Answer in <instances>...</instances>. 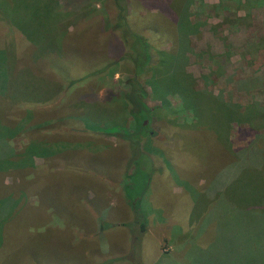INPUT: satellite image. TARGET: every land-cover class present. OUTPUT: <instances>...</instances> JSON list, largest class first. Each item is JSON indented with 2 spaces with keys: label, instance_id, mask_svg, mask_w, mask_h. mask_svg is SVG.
<instances>
[{
  "label": "rangeland",
  "instance_id": "1",
  "mask_svg": "<svg viewBox=\"0 0 264 264\" xmlns=\"http://www.w3.org/2000/svg\"><path fill=\"white\" fill-rule=\"evenodd\" d=\"M114 1L0 0V168L12 152L16 165H31L22 169L30 171L28 180L18 182L12 167L4 176L10 185L0 182V264H225L226 237L243 233L238 207L264 204L263 162L252 165L244 156L227 178L226 150L204 127L224 121L204 110L207 96L240 113L254 105L261 113L254 129L233 122L229 140L232 149L262 143L264 47H251L264 38V0H190L180 43L165 18L166 0H116L127 8L130 27L149 40L152 65L158 50L176 53L156 73L153 89L147 74L139 78L154 115L141 142L148 156L141 158L126 141L99 131L133 129L121 96L133 68L118 61L125 50L112 29ZM108 63L106 72L80 79ZM180 66L202 93L191 122L197 128L178 126L185 114L176 95L160 96L161 81L177 87ZM66 79L80 80L68 87ZM20 111L24 120L16 119ZM8 125L18 133L10 141ZM132 160V178L150 174L144 193L129 191L145 215L143 233L122 190ZM101 219L110 228L100 232ZM228 223L240 225L229 233Z\"/></svg>",
  "mask_w": 264,
  "mask_h": 264
},
{
  "label": "trees",
  "instance_id": "2",
  "mask_svg": "<svg viewBox=\"0 0 264 264\" xmlns=\"http://www.w3.org/2000/svg\"><path fill=\"white\" fill-rule=\"evenodd\" d=\"M190 0H166L165 4L162 6L164 9V6H166L167 10L165 14V18H168L172 25L175 24V28L177 29L178 33V39L179 43L182 41L187 34V29L189 27L188 19L185 18V6H187L188 2ZM229 1L234 0H226L225 3L227 4ZM246 2V1H245ZM249 2V1H247ZM251 2H254L255 4L261 2L259 0H253ZM224 3V2H222ZM114 8H115V17H114V24L112 26V29H114L116 32H118L120 40L123 44L125 52L120 55L119 60H126L128 64H130L133 68V75L132 77H126L123 80V84L129 86V89L122 93V100L126 106V109L128 113L130 114L132 120H133V129L131 133H126L124 130H120L119 128H105L99 130L100 132L109 135L114 136L116 138H119L121 140H124L128 144V148L130 150L131 155L137 156L138 158L145 156H148V152L141 149V142L143 137L148 134L151 130L149 128V125L151 124L154 115H153V109L149 108L145 102L143 101L144 98L148 96V92L143 88V84L139 81V78L141 75H146L148 77L147 84L152 88L153 86V80L156 77V73L160 69V67H164L165 60H167L168 57H171V55H176V53L169 54L168 52L164 51H157V57L155 59V63L151 64V46L149 44V40L140 34L139 31H135L132 29L129 25V17L127 13V8L122 5H118L116 3V0L113 2ZM184 8V10H183ZM183 10V11H182ZM183 12V13H182ZM182 13V15H181ZM181 15V16H180ZM69 16V14H68ZM171 27V26H170ZM66 31V30H65ZM258 48V47H264V38L256 45H253L251 48ZM181 55V53H180ZM173 57H171V62L173 61ZM115 62L116 63H118ZM103 67L101 70H94L89 75H83L80 77L81 80H84L88 77L94 76V74L97 72L99 74L106 72L104 69H106L107 66ZM177 71V69H175ZM177 74L179 75V82L177 87L174 84H170L169 82H162L164 89L160 93L161 97L166 96L167 93H172L178 97L183 102V109L182 112L185 114V118L182 119L183 122H180L178 124L179 127H185L188 128L195 127L191 124L193 122L192 119H196V114L200 112L197 108L198 106V98L197 96L201 95V92H198L193 89V78L191 75L185 73L180 66V69H178ZM158 74V73H157ZM96 75V76H97ZM80 79H66L65 82H68V87L72 86L77 80ZM76 80V81H75ZM146 82V81H145ZM171 86V87H170ZM162 87V86H161ZM158 95V93H157ZM1 96V95H0ZM2 97V96H1ZM212 99L213 101H211ZM207 100L209 102L208 108H204L205 111L216 113L217 115L224 120L221 123L212 124L209 127L205 126L206 129H213L216 134V138H218L222 146H224L226 153H227V161H226V169H227V178L235 174L238 168V165H241V162L245 161L244 156L249 158L251 160V164L254 165L258 159V163L261 165V161L264 164V147L261 145H264V138L263 136L260 138L258 137V141L262 139V143L260 146H258L257 140L253 142L252 149L244 148V149H232L231 142L229 140V127L230 124L233 122L237 123V125L246 124L249 129H254L255 123L258 122V116L261 115L259 111L255 108L254 105H249L248 107H245L242 113L238 112V109L235 107H231L227 104L218 102L217 98L207 96ZM211 105V106H210ZM201 110H203L201 108ZM24 111V110H23ZM178 112V111H177ZM198 112V113H197ZM20 117V120H24L23 115L20 111V115H18L17 118ZM185 121V122H184ZM177 123L175 120L173 121ZM174 123V124H175ZM215 126H218L217 129ZM9 131V140L13 138L18 133H15L13 131L14 128H12L11 125H8L5 127ZM18 153L12 152L10 153L7 158L5 159L7 161V166H4V168H0V182L1 184H4L5 187H8L10 184H7L4 181V176L9 172L10 168L13 167V174L21 175L20 179L17 180L18 182H24L29 179L30 171L28 170H22L24 167H31V165H28V162H21L17 165L15 164V159L17 158L16 155ZM54 154V152L51 153V155ZM24 156V154H23ZM24 158V157H23ZM31 157L29 158V160ZM27 165V166H24ZM136 162L130 161L127 165V171L125 173V182L122 187L124 197L129 205L130 208H132L136 213V222L134 224L138 225L140 228V231L143 233L145 232V215L143 213V210L139 208V206H136L135 201L132 198V194H129V191L131 189H139L142 187L141 192L144 193V189H147V184L149 182L150 174L147 175V178H144L143 181L139 182L137 181V178H132L133 173H135L136 170ZM133 169L131 173L128 172V170ZM153 169V168H152ZM152 172V170H151ZM129 173V174H128ZM14 180V179H13ZM12 180V181H13ZM15 181V180H14ZM143 185V186H142ZM22 189V188H21ZM26 193H29L27 189H24ZM24 191H20L18 193V196L20 197V194H24ZM139 190H137L138 192ZM141 192H138L139 194L137 197H139ZM135 196V194H133ZM264 197V194H262ZM14 198V197H13ZM16 199V198H15ZM5 201V200H4ZM242 206V205H241ZM241 206L238 207L239 213H242V222L244 224H231L228 223L225 225V229L227 228V231L230 233L234 226H239L243 233L240 231L237 233L236 237L233 240L230 236H227L225 241L226 245L224 246L227 249V257L225 264H264V204L263 206H258V204L255 206H249L246 208H241ZM243 207V206H242ZM5 212V209H3ZM102 221V219L100 220ZM105 228L100 226V232L103 230H107L110 228V224L108 223H102L101 225H105ZM218 229L220 231L219 236L223 237L226 235L225 232L223 233V224L219 222ZM229 235V234H228ZM257 249L259 252L258 261L256 262L255 257L253 256V253ZM116 259H110L108 261H104L100 264H111Z\"/></svg>",
  "mask_w": 264,
  "mask_h": 264
}]
</instances>
